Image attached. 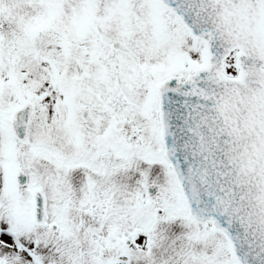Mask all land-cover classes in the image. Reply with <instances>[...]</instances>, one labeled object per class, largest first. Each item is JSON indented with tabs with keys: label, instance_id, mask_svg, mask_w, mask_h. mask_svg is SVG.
I'll list each match as a JSON object with an SVG mask.
<instances>
[{
	"label": "snow or ice",
	"instance_id": "6c2138e0",
	"mask_svg": "<svg viewBox=\"0 0 264 264\" xmlns=\"http://www.w3.org/2000/svg\"><path fill=\"white\" fill-rule=\"evenodd\" d=\"M0 264H264V0H0Z\"/></svg>",
	"mask_w": 264,
	"mask_h": 264
}]
</instances>
